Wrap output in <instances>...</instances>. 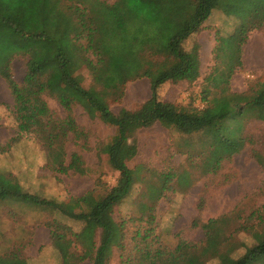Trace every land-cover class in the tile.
<instances>
[{"label":"trees","instance_id":"trees-1","mask_svg":"<svg viewBox=\"0 0 264 264\" xmlns=\"http://www.w3.org/2000/svg\"><path fill=\"white\" fill-rule=\"evenodd\" d=\"M219 4L239 21L241 45L252 31L264 33V0H0V77L14 97L18 136L36 135L44 152V165L50 170L85 174L81 154L74 151L69 155L66 147L70 140L86 135L74 115L75 106L80 105L90 117H99L115 127L101 151L111 168L120 173L117 182L103 193L92 190L58 200L27 191L14 174L0 170V200L18 199L81 222L79 231H73L69 225L53 221L54 246L63 250L62 246L67 245L78 260L107 264L115 248H126V221H117L113 213L139 180L136 170L128 165L138 152L131 137L139 128L160 123L184 134L210 132L218 165L222 159L219 149L224 144L239 149L246 140L237 135L241 127H225L222 123L248 111L264 120V72L255 80L256 90L252 93L226 86L209 99L210 90L206 89L208 105L204 108L159 97L164 83L194 81L200 76V45L195 43L188 50L184 44L203 28ZM229 42L218 35L213 49L222 65ZM17 57L26 61L22 83L17 82L12 70ZM85 73L91 76L88 86ZM143 77L150 80L151 97L136 108H122L115 113L111 103L124 96L126 83ZM47 96L58 101L64 116L53 111ZM171 177V173L161 174V183L149 200H157L173 189ZM143 206L148 211L155 209L154 202ZM253 216L258 217L257 224L235 228L253 237L251 245L240 242L227 251L221 250L235 231H231L233 216L224 215L202 223L206 234L202 247L180 239L173 249L163 250L151 245L153 228L137 229L133 237L136 243L123 262L201 264L212 254L219 264H264V211L254 210L248 218ZM148 217L149 223L155 221L152 212ZM195 224L200 222L195 220ZM66 232L72 236L66 237ZM241 246L245 247L244 253L233 256ZM16 254L12 251L11 256Z\"/></svg>","mask_w":264,"mask_h":264},{"label":"rangeland","instance_id":"rangeland-1","mask_svg":"<svg viewBox=\"0 0 264 264\" xmlns=\"http://www.w3.org/2000/svg\"><path fill=\"white\" fill-rule=\"evenodd\" d=\"M238 23L235 17L226 12L223 4L217 5L203 28L184 44L186 49L191 50L195 43H199L200 76L194 81L164 83L159 89V97L180 105L204 108L208 105V98L219 95L222 87L228 86L237 92H254L255 80L260 78L261 73L244 66ZM218 35L230 41L223 65L216 60L213 51ZM12 70L17 82L22 83L26 72L25 59L15 58ZM84 76L85 85L88 86L91 76L88 73ZM217 83L219 86L215 85ZM206 89L210 90L207 99ZM150 97V80L147 77L134 79L126 83L124 96L112 102L111 108L115 113L122 108H136ZM46 98L54 112L65 115L55 98ZM14 105L8 84L0 77V108L4 109L3 113L0 112V141L8 139L0 143V170L9 173H12L11 168L24 171L26 174H20L22 177L15 176L27 191L67 200L92 190L103 193L117 182L120 173L111 168L107 155L101 151L104 142L114 135V126L99 117H90L82 106H75V118L84 127L86 135L78 140H70L66 147L69 155L74 151L81 154L87 172L62 174L45 165L38 167V161L44 157L42 145L33 133L18 136ZM222 125L231 128L240 126L237 135L246 140L239 149L224 144L219 149L222 157L219 165L216 163L212 144L214 139L210 132L184 134L155 123L139 128L134 133L131 141L137 144L138 152L128 161V165L136 170L139 180L129 196L114 207L113 213L117 221H126V248L123 251L115 248L107 264H126L123 260L133 250L136 243L133 237L137 229L145 231L153 228L151 245L162 247L163 250L173 249L180 239L202 247L206 243L202 223L224 215L233 216L231 231H235L233 237L222 245V251L240 242L248 245L254 243L250 234L237 232L236 227L257 224V216L250 219L248 216L259 208L264 211V120L248 111L240 117L224 120ZM15 137L18 138L17 142H13ZM15 144L17 146L12 152L11 147ZM29 164L38 170L36 175H27ZM164 173H171L170 185L173 189L165 191L157 200H149L152 191L160 185L161 174ZM151 202L155 203V209H144V203ZM6 212L18 225L25 224L26 218L28 223L29 219L28 232L32 231V237H17L14 240V237L0 235V264H91L89 259H76L67 245H63L62 250L53 244L52 232L56 224L69 225L73 231H79L81 222L14 198L0 200V214ZM151 212L155 216L153 223L147 221ZM195 220L200 224L196 225ZM53 221L56 224L50 225ZM4 228H8V225L0 222V230ZM71 236V233L66 232V237ZM25 247L29 248L31 254L27 255ZM73 249L80 250L76 247ZM12 251L17 253L16 256H11ZM244 251L245 247L241 246L232 255L238 257ZM34 256L36 259L33 260ZM219 262L211 254L201 264Z\"/></svg>","mask_w":264,"mask_h":264},{"label":"crops","instance_id":"crops-1","mask_svg":"<svg viewBox=\"0 0 264 264\" xmlns=\"http://www.w3.org/2000/svg\"><path fill=\"white\" fill-rule=\"evenodd\" d=\"M205 24V23H204ZM243 55H242V61L244 63L245 67H249L250 69H257L259 70V73L264 72V33L260 31H252L245 43H243L242 46ZM4 109L0 108V112L3 113ZM1 127V126H0ZM8 141V139H6ZM6 141L1 140L0 143H5ZM19 144V143H18ZM17 144L11 147V151L14 152ZM9 156V154H8ZM32 161H29V163ZM45 161L43 159H40L38 161V167L41 165H44ZM37 168V167H36ZM35 170V172H34ZM12 174L18 175L19 177H22L20 174H26L23 173L24 171L10 169ZM38 170L32 168V164L28 165V169L26 170L27 175L37 174ZM34 172V173H33ZM11 214L9 213H2L0 214V222L4 225H8V228L0 230V235H3L4 237H14V240H16L17 237H32V231L29 233L28 231V225L30 224V221L27 218L25 219V224L18 225L16 222L11 220ZM2 236V237H3ZM27 255L31 254L28 247H25L24 250ZM36 259V256L32 257Z\"/></svg>","mask_w":264,"mask_h":264}]
</instances>
